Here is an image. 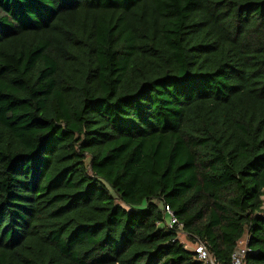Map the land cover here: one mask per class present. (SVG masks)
Masks as SVG:
<instances>
[{
	"label": "trees",
	"instance_id": "obj_1",
	"mask_svg": "<svg viewBox=\"0 0 264 264\" xmlns=\"http://www.w3.org/2000/svg\"><path fill=\"white\" fill-rule=\"evenodd\" d=\"M180 232L264 264V0H0V264H202Z\"/></svg>",
	"mask_w": 264,
	"mask_h": 264
},
{
	"label": "built area",
	"instance_id": "obj_2",
	"mask_svg": "<svg viewBox=\"0 0 264 264\" xmlns=\"http://www.w3.org/2000/svg\"><path fill=\"white\" fill-rule=\"evenodd\" d=\"M165 212L167 216L170 217V219L166 221L168 227H183V224L180 223V221L175 216V213L169 206H166ZM194 246V250L197 253V258L202 262V264H223L211 254L206 245L202 243H197ZM249 251L250 248L248 245V239L245 238L243 240H240L237 248L232 253L231 261L229 264H248L247 256Z\"/></svg>",
	"mask_w": 264,
	"mask_h": 264
},
{
	"label": "rangeland",
	"instance_id": "obj_3",
	"mask_svg": "<svg viewBox=\"0 0 264 264\" xmlns=\"http://www.w3.org/2000/svg\"><path fill=\"white\" fill-rule=\"evenodd\" d=\"M170 219V217L169 216H167V218H166V220H169ZM180 239L183 241V242H185L186 243V245H188V247L189 248H193L194 249V245H192L189 241V239H188V237H187V235L184 233V232H180Z\"/></svg>",
	"mask_w": 264,
	"mask_h": 264
}]
</instances>
